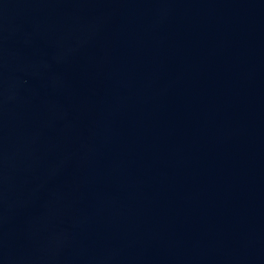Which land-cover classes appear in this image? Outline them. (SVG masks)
Instances as JSON below:
<instances>
[{"label":"water","instance_id":"water-1","mask_svg":"<svg viewBox=\"0 0 264 264\" xmlns=\"http://www.w3.org/2000/svg\"><path fill=\"white\" fill-rule=\"evenodd\" d=\"M0 264H264V0H0Z\"/></svg>","mask_w":264,"mask_h":264}]
</instances>
